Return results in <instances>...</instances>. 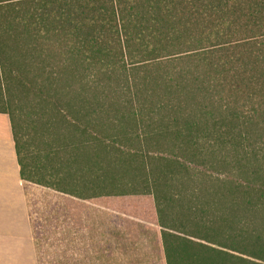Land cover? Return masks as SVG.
<instances>
[{
  "label": "trees",
  "instance_id": "trees-1",
  "mask_svg": "<svg viewBox=\"0 0 264 264\" xmlns=\"http://www.w3.org/2000/svg\"><path fill=\"white\" fill-rule=\"evenodd\" d=\"M40 7L0 29L15 42L0 44V79L48 108L46 132L33 131L41 183L84 199L152 193L165 264H264V0ZM12 96L0 113L21 180L36 183ZM107 141L126 151L110 158Z\"/></svg>",
  "mask_w": 264,
  "mask_h": 264
},
{
  "label": "rangeland",
  "instance_id": "rangeland-1",
  "mask_svg": "<svg viewBox=\"0 0 264 264\" xmlns=\"http://www.w3.org/2000/svg\"><path fill=\"white\" fill-rule=\"evenodd\" d=\"M42 2L46 0H23L0 6V29L22 26L28 15L37 14ZM50 2L51 9L55 10L57 4L63 5L67 0ZM0 44L12 49L15 42L4 38ZM17 60L35 62L37 59ZM8 89L6 82L0 79V105L5 97L13 95L16 103L13 107L19 112L21 125L28 134L27 172H33L37 181L24 185L38 264H165L152 193L134 192L121 186L119 190L98 192L84 199L41 183L43 179L34 168L39 162L44 164L42 153L38 152L45 151L46 146L34 138L33 131L46 132L48 108L42 102L37 103L31 90L21 92L13 85ZM64 127L55 126V129L63 136L70 135L69 124ZM106 146L112 152V159L119 156V151H126L111 141H107ZM59 156H64V152ZM94 171L84 175L94 177ZM118 173L119 170L116 175Z\"/></svg>",
  "mask_w": 264,
  "mask_h": 264
},
{
  "label": "crops",
  "instance_id": "crops-1",
  "mask_svg": "<svg viewBox=\"0 0 264 264\" xmlns=\"http://www.w3.org/2000/svg\"><path fill=\"white\" fill-rule=\"evenodd\" d=\"M9 118L0 113V264H38Z\"/></svg>",
  "mask_w": 264,
  "mask_h": 264
}]
</instances>
